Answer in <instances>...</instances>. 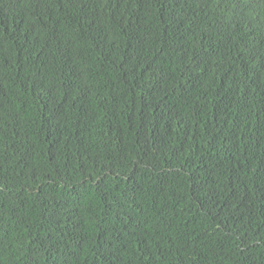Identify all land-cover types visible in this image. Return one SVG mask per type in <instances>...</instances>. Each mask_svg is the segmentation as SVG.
Returning <instances> with one entry per match:
<instances>
[{
	"label": "trees",
	"instance_id": "obj_1",
	"mask_svg": "<svg viewBox=\"0 0 264 264\" xmlns=\"http://www.w3.org/2000/svg\"><path fill=\"white\" fill-rule=\"evenodd\" d=\"M0 264H264V0H0Z\"/></svg>",
	"mask_w": 264,
	"mask_h": 264
}]
</instances>
